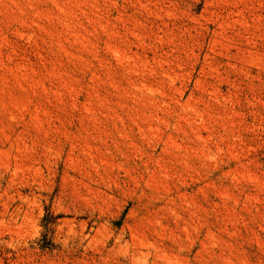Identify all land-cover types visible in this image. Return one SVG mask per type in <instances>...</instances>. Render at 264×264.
<instances>
[{
    "label": "rangeland",
    "instance_id": "rangeland-1",
    "mask_svg": "<svg viewBox=\"0 0 264 264\" xmlns=\"http://www.w3.org/2000/svg\"><path fill=\"white\" fill-rule=\"evenodd\" d=\"M0 264H264V0H0Z\"/></svg>",
    "mask_w": 264,
    "mask_h": 264
}]
</instances>
